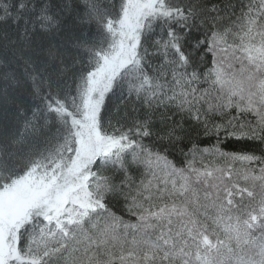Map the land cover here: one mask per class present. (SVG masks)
<instances>
[{"label": "snow or ice", "instance_id": "6c2138e0", "mask_svg": "<svg viewBox=\"0 0 264 264\" xmlns=\"http://www.w3.org/2000/svg\"><path fill=\"white\" fill-rule=\"evenodd\" d=\"M52 7L0 0V20L23 18L27 37L29 23L58 26ZM82 16L94 29L77 45L74 87L53 88L31 60L3 73L40 102L24 132L40 121L55 132L20 166L0 146V264H264V148L222 147L264 145V0H84ZM110 95L141 108L106 126ZM159 109L215 143L186 145L177 167L164 153L183 129L153 132ZM153 136L159 145L144 143ZM140 167L148 178L136 183ZM120 197L136 223L109 207Z\"/></svg>", "mask_w": 264, "mask_h": 264}, {"label": "trees", "instance_id": "16d2710c", "mask_svg": "<svg viewBox=\"0 0 264 264\" xmlns=\"http://www.w3.org/2000/svg\"><path fill=\"white\" fill-rule=\"evenodd\" d=\"M111 2L118 7L120 0H111ZM203 2L209 7L215 4L224 8L225 4L237 3L238 0H203ZM50 3L59 22L58 26L51 31H44L39 27L32 30V25L29 23L27 25L29 33L26 37L24 33L26 25L23 18L19 21L0 20V146H8L7 150L13 154L9 163H15L16 166H20L37 145H42L45 138L55 132V126L43 127V121H40L38 133L24 132L25 120L31 118L32 109L36 108L40 102L33 94L30 81L25 80L20 86L6 87L3 73L15 68L20 75L23 72L24 61L31 60L43 69L45 77L51 80L53 88L59 86L61 90H64L74 87V80L79 76L82 68V53L78 50L77 45L82 40L90 39L91 30L94 29V25H90L82 16L84 0H50ZM221 14L223 15V13ZM5 64H10V68H4ZM117 96L110 95L106 99L107 110L104 113L106 126L109 121L115 125L116 121L126 113L131 116L133 107L141 108L139 103L134 105L129 101L121 102ZM174 111L173 109L167 112L162 119L164 109L157 110L152 116L153 132L158 133L174 123L181 124L183 130L178 131L177 135L183 139L172 142L175 146L169 147L164 154L177 167H182L185 156L181 149L187 152L185 146L190 147L192 142L198 143L201 148L209 147L215 143V138L205 139L202 132L198 137L197 126L188 118H182L180 114L173 116ZM169 116L172 119H168ZM22 133L23 136H21ZM17 140L20 142L13 143ZM144 143L159 145L161 142L153 136L145 138ZM163 143L169 144L168 141H163ZM222 147L227 151H255L257 155H260V150L264 148V145L259 142L231 139ZM103 174L110 175L111 173ZM131 175L136 183H139L141 179L148 178L143 167L138 170L134 168ZM108 203L112 211L122 217L125 222L136 223V218L127 212L122 197L115 200L109 198Z\"/></svg>", "mask_w": 264, "mask_h": 264}]
</instances>
